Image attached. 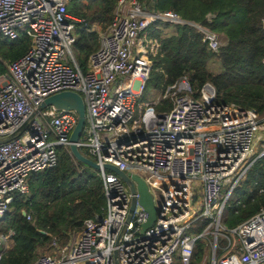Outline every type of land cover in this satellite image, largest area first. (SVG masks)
Listing matches in <instances>:
<instances>
[{
    "label": "built area",
    "instance_id": "built-area-1",
    "mask_svg": "<svg viewBox=\"0 0 264 264\" xmlns=\"http://www.w3.org/2000/svg\"><path fill=\"white\" fill-rule=\"evenodd\" d=\"M75 1L0 0V35L32 40L28 52L5 63L7 73L0 76V138L29 122L24 132L0 144V222L17 195L30 193L32 175L57 165V147L71 153L79 119L75 110L52 105L29 118L46 98L72 91L83 97L88 112L79 148L101 166L110 163L142 176L154 196L157 219L141 233L149 214L137 201L119 242L133 194L120 176L99 171L106 197L102 213L71 231L66 244L54 237L32 264H174L177 254L182 264H191L197 240L213 228L211 264H264V208L234 229L222 223L235 185L252 165L264 118L254 108L220 103L211 82L195 98L187 76L160 93L156 104L169 99L170 110L139 102L160 50L149 34L154 23L193 26L215 53L227 40L176 11H151L150 0H118L112 23L102 30L93 26L99 47L83 73L73 53L83 22L70 12ZM232 177L236 181L224 193ZM197 220L209 221L201 235L189 233ZM220 234L228 245L217 256ZM14 235L13 230L0 233V261Z\"/></svg>",
    "mask_w": 264,
    "mask_h": 264
},
{
    "label": "trees",
    "instance_id": "trees-1",
    "mask_svg": "<svg viewBox=\"0 0 264 264\" xmlns=\"http://www.w3.org/2000/svg\"><path fill=\"white\" fill-rule=\"evenodd\" d=\"M76 2L70 12L83 22L78 25L73 53L85 73L90 55L99 47V34L93 31V26L99 24L106 29L112 23L118 0ZM148 8L156 12L176 11L184 19L218 33L227 42L215 53L208 49L202 33L193 26L154 23L149 34L160 42V50L153 57V70L140 100L142 103H152L149 99L153 93H162L187 76L195 98L211 82L220 103L254 108L264 118V0H150ZM31 43L26 35L15 40L0 35V76L7 73L5 63L24 56ZM213 60L222 66L218 74L210 69ZM153 108L168 111L172 102L168 99ZM80 150L87 156L84 148ZM57 152V165L32 175L30 193L17 195L2 221L3 233L13 230L15 235L0 264H32L40 249H49L54 237L66 244L71 231L82 230L86 220L102 213L106 197L100 172L75 159L64 147H57ZM263 189L264 154L255 157L238 198L227 201L223 224L234 229L259 213L264 208ZM208 225L209 221L197 220L190 232L201 235ZM213 240V235L197 240L191 264H201ZM223 252L218 241L216 255ZM176 264L182 262L179 260Z\"/></svg>",
    "mask_w": 264,
    "mask_h": 264
},
{
    "label": "water",
    "instance_id": "water-1",
    "mask_svg": "<svg viewBox=\"0 0 264 264\" xmlns=\"http://www.w3.org/2000/svg\"><path fill=\"white\" fill-rule=\"evenodd\" d=\"M52 105L60 109L75 110L79 115L78 123L70 137V150L73 157L98 171L108 170L117 174L122 178V180L125 182V184L130 189L131 193L133 194L130 212L126 221V225L124 226L123 231L120 235L119 242L121 241V238L127 229V225L132 218V215L135 211V207L137 205V201L140 205L144 207V209L149 214L147 222L142 225L141 233H144L147 229L153 227L157 219V208L155 205L154 196L151 193L145 179L138 174L122 171L117 166L110 163L101 166L99 163H97L96 161L81 152L79 148V143L83 135V130L87 122L88 114L83 97L79 93L72 91H64L61 93L54 94L44 100V102L38 107V109L30 116L29 120L33 119L36 114ZM28 124L29 122H27L22 127V129L14 135L0 138V144L5 143L11 140L12 138L20 135L27 128ZM263 154L264 152L261 155ZM137 195H139V197ZM23 214L25 216L26 212L24 211ZM40 232L42 234H45L44 231Z\"/></svg>",
    "mask_w": 264,
    "mask_h": 264
},
{
    "label": "rangeland",
    "instance_id": "rangeland-1",
    "mask_svg": "<svg viewBox=\"0 0 264 264\" xmlns=\"http://www.w3.org/2000/svg\"><path fill=\"white\" fill-rule=\"evenodd\" d=\"M75 5H77V2H76V1H75L74 3L71 4V7H73V6H75ZM96 27H97L99 30H102V27H101L99 24H97ZM218 65L221 66L220 62H219L218 60H213V61L210 63L211 71H213L214 73H216V72L218 71ZM159 96H160V93L155 92V93H153V98H150L149 101L152 102L153 105H155V104L158 102ZM139 102H141V101L139 100ZM263 152H264V131H262V133H261V138H260V140H258V142H257L256 145H255L254 154H253V156L251 157V159L249 160V163H253V162L255 161V157H256V156H258V157L262 156L261 154H262ZM244 179H245V178H243L241 181H239V182L235 185L236 187L234 188V191H233L232 196L230 197V199L235 200V199L238 198V195H237V194H238V192L241 190V188L243 187V181H244ZM235 181H236V177H232V183H230L229 185H227V186L224 188V190H223L224 193H225L226 191H229V190H230L231 186L234 184ZM198 196H199V198H202V196H203L202 188H201V187L199 188ZM224 215L226 216V208H225V211H224ZM224 215H223V218H224ZM222 223H223V220H222ZM223 225H224V224H223ZM195 226H196V225H195ZM224 226H225V225H224ZM3 229H4V227H3V223L0 222V233H3ZM228 229H229V228H228ZM230 230H231V229H230ZM189 233H191V232L189 231ZM214 233H215V228H213V229L207 231V234H206L205 236H207V235H213V239H214V235H215ZM223 233L229 235V236L232 237V239H233V236L230 234V232H225V231H224ZM221 234H222V232H221ZM221 234L219 235V244H220L221 247L224 248V247H227V245H228V241H227L226 239H224V237H223ZM9 246H10V248H11V244H9ZM48 250H49V249H47V251H48ZM39 251H42V250L40 249ZM47 251H46V252H47ZM213 251H214V244H213V246L211 245V249L209 250L208 253H206V255H205L203 261L201 262V264H211ZM179 260L181 261V257H180L179 254H177V255L175 256V259H174V264H176Z\"/></svg>",
    "mask_w": 264,
    "mask_h": 264
},
{
    "label": "crops",
    "instance_id": "crops-1",
    "mask_svg": "<svg viewBox=\"0 0 264 264\" xmlns=\"http://www.w3.org/2000/svg\"><path fill=\"white\" fill-rule=\"evenodd\" d=\"M211 69V68H210ZM221 70H222V66H219L218 65V71L215 73V74H218V73H220L221 72ZM213 72V71H212Z\"/></svg>",
    "mask_w": 264,
    "mask_h": 264
}]
</instances>
